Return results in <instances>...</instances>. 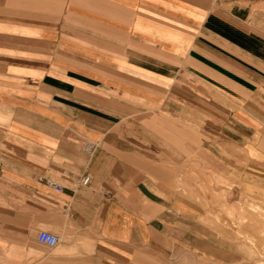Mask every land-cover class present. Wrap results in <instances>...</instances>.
<instances>
[{"label": "crops", "instance_id": "0c3cea01", "mask_svg": "<svg viewBox=\"0 0 264 264\" xmlns=\"http://www.w3.org/2000/svg\"><path fill=\"white\" fill-rule=\"evenodd\" d=\"M258 194L264 0H0V264H252Z\"/></svg>", "mask_w": 264, "mask_h": 264}, {"label": "rangeland", "instance_id": "374dc122", "mask_svg": "<svg viewBox=\"0 0 264 264\" xmlns=\"http://www.w3.org/2000/svg\"><path fill=\"white\" fill-rule=\"evenodd\" d=\"M251 200L249 201L252 202V204L245 206L246 208L239 205V210L236 211L238 219L232 222L234 226L238 227V231L235 232V235L230 237V240L233 243H236L239 248H244V250H246V255L251 257L253 261L252 264H264V251L262 250V248H264V195H254ZM250 202H248V204ZM233 213L234 212L229 213V217H233ZM249 214L255 216L258 215V217H260L258 220H261L262 224V229L257 227V224H254L252 235L249 231L247 233H245V231H242V233L239 231L240 222L248 221L247 218L249 217ZM241 218L245 220H241Z\"/></svg>", "mask_w": 264, "mask_h": 264}, {"label": "built area", "instance_id": "2783aa9c", "mask_svg": "<svg viewBox=\"0 0 264 264\" xmlns=\"http://www.w3.org/2000/svg\"><path fill=\"white\" fill-rule=\"evenodd\" d=\"M45 184H47L48 186H50L51 188H53L55 191L59 192L61 191L63 188L62 186H60L59 184H57L54 181L48 180V179H43L42 180ZM89 182V177H85L83 179L82 184L83 185H87ZM37 240L39 243L44 244L48 247H54L58 244V238L46 231H41L39 232L38 236H37Z\"/></svg>", "mask_w": 264, "mask_h": 264}]
</instances>
